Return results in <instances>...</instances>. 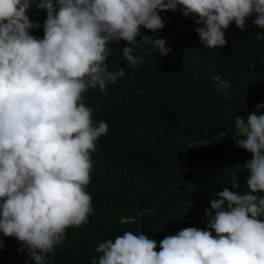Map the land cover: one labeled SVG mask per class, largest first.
<instances>
[{"label": "clouds", "instance_id": "clouds-1", "mask_svg": "<svg viewBox=\"0 0 264 264\" xmlns=\"http://www.w3.org/2000/svg\"><path fill=\"white\" fill-rule=\"evenodd\" d=\"M45 11L42 24L29 19L30 9ZM179 8L196 25L205 49L222 48L225 30L246 21L264 39V0H0V235L13 237L32 264H51L66 229L88 223L90 180L99 137L108 125H94L83 103L89 89L125 76L106 62L111 45L125 41L122 56L135 68L143 63L133 47L149 44L161 56L164 39L142 33L164 27L161 13ZM42 29V37L32 31ZM139 37V40H137ZM227 98L231 84L212 77ZM264 104L236 116L232 129L237 147L251 154L205 209L206 223L166 235L159 241L142 232L125 231L99 242L89 264H264ZM259 112V114H258ZM223 134V133H222ZM258 193L260 195H258Z\"/></svg>", "mask_w": 264, "mask_h": 264}, {"label": "trees", "instance_id": "trees-1", "mask_svg": "<svg viewBox=\"0 0 264 264\" xmlns=\"http://www.w3.org/2000/svg\"><path fill=\"white\" fill-rule=\"evenodd\" d=\"M161 15L162 29L141 31L152 40L164 39L170 51L161 56L140 42L131 54L143 63L132 68L122 56L126 42H115L106 62L125 69V76L105 92L84 94L93 124L108 125L90 154L85 191L94 213L87 224L66 229L63 243L49 254L51 264H89L99 255V242L125 231L150 236L159 251L166 235L204 226L209 201L224 187L232 190L228 181L234 167L240 175L236 191L246 188L241 164L251 154L236 146L239 137L232 126L237 115L246 118L264 104V39H255L260 30L252 24L254 17L243 32L231 23L222 48L205 49L193 31L200 25L179 8ZM44 18L43 9H30L31 21L42 24ZM31 34L42 37V29ZM216 75L231 84L227 98L216 90ZM0 264L32 262L15 238L0 235Z\"/></svg>", "mask_w": 264, "mask_h": 264}]
</instances>
